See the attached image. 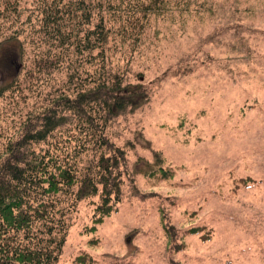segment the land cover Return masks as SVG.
Returning <instances> with one entry per match:
<instances>
[{
  "label": "rangeland",
  "instance_id": "obj_1",
  "mask_svg": "<svg viewBox=\"0 0 264 264\" xmlns=\"http://www.w3.org/2000/svg\"><path fill=\"white\" fill-rule=\"evenodd\" d=\"M70 1L0 0V86L18 82L0 98V161L53 98L74 97L79 58L56 63L52 39L65 31L55 9ZM120 1L109 0L111 23L143 31L111 38L108 69L148 101L104 131L126 153L118 211L92 231L100 198L83 200L59 264L81 253L99 264H264V0H163L146 19ZM82 68L90 80L96 67ZM159 168L173 177L150 176Z\"/></svg>",
  "mask_w": 264,
  "mask_h": 264
},
{
  "label": "trees",
  "instance_id": "obj_2",
  "mask_svg": "<svg viewBox=\"0 0 264 264\" xmlns=\"http://www.w3.org/2000/svg\"><path fill=\"white\" fill-rule=\"evenodd\" d=\"M129 1H137L145 19L164 4L163 0H150L148 6L144 0L120 1L119 12L126 11ZM70 2L55 9L62 14L65 31L58 30V36L52 37L56 43L52 41L57 44L56 63L60 58L72 63L71 55L79 58L80 65L69 75L74 97L53 98V105L36 117L37 124L30 125L20 140L10 141L1 158L0 264H59L71 219L83 200L100 198L94 204L92 231L122 202L126 153L111 144L104 131L114 118L143 107L148 97L142 85H126L121 75L108 69V52L113 37L138 42L144 24L116 28L108 18L116 12L109 0ZM84 66L96 67L90 80L81 75L90 74ZM38 69L36 74L41 72ZM16 85L15 79L1 85L0 98ZM157 173L164 179L173 177L163 168L150 176ZM170 228L165 227L167 234ZM199 233L198 228L188 231ZM73 264L99 262L81 253Z\"/></svg>",
  "mask_w": 264,
  "mask_h": 264
}]
</instances>
